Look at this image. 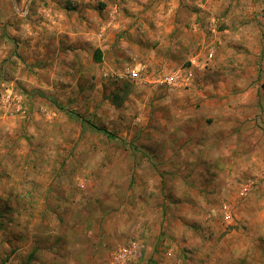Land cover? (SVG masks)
Masks as SVG:
<instances>
[{"label":"rangeland","instance_id":"1","mask_svg":"<svg viewBox=\"0 0 264 264\" xmlns=\"http://www.w3.org/2000/svg\"><path fill=\"white\" fill-rule=\"evenodd\" d=\"M263 83L264 0H0V264H264Z\"/></svg>","mask_w":264,"mask_h":264},{"label":"built area","instance_id":"2","mask_svg":"<svg viewBox=\"0 0 264 264\" xmlns=\"http://www.w3.org/2000/svg\"><path fill=\"white\" fill-rule=\"evenodd\" d=\"M211 56L213 55L212 53L210 54ZM140 70L138 67H132V68H128L126 71V76L121 75L120 77H128L131 80H137L140 79ZM193 77V70L192 69H187L186 71L184 70V74H178V73H173L170 75H167L164 79L163 82L168 83V84H178V83H183V82H187L188 80H190ZM230 217L229 214H227V217ZM131 255V250L129 247L127 246H122L120 248V257L126 258L128 259ZM124 259V260H126Z\"/></svg>","mask_w":264,"mask_h":264},{"label":"trees","instance_id":"3","mask_svg":"<svg viewBox=\"0 0 264 264\" xmlns=\"http://www.w3.org/2000/svg\"><path fill=\"white\" fill-rule=\"evenodd\" d=\"M263 87H264V83H263ZM93 127L96 128L98 131H101V132H103V133H105L107 135H110V132L104 127H98V126H95V125H93Z\"/></svg>","mask_w":264,"mask_h":264},{"label":"crops","instance_id":"4","mask_svg":"<svg viewBox=\"0 0 264 264\" xmlns=\"http://www.w3.org/2000/svg\"><path fill=\"white\" fill-rule=\"evenodd\" d=\"M212 54H213V53H212ZM212 56H213V55H212ZM190 69H192V70H193V68H190ZM193 74H194V73H193ZM193 76H194V75H193ZM192 78H193V77H192ZM192 78H191V79H192ZM191 79H190V80H191Z\"/></svg>","mask_w":264,"mask_h":264}]
</instances>
